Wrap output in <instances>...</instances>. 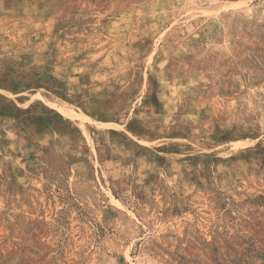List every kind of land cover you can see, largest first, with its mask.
Wrapping results in <instances>:
<instances>
[{"label": "rangeland", "instance_id": "374dc122", "mask_svg": "<svg viewBox=\"0 0 264 264\" xmlns=\"http://www.w3.org/2000/svg\"><path fill=\"white\" fill-rule=\"evenodd\" d=\"M0 264H264V0H0Z\"/></svg>", "mask_w": 264, "mask_h": 264}]
</instances>
